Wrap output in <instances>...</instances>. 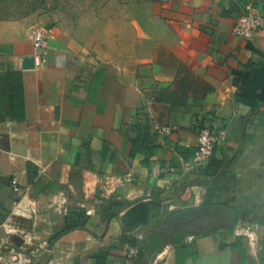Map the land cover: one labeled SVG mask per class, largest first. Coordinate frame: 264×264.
<instances>
[{"label":"crops","instance_id":"crops-1","mask_svg":"<svg viewBox=\"0 0 264 264\" xmlns=\"http://www.w3.org/2000/svg\"><path fill=\"white\" fill-rule=\"evenodd\" d=\"M247 5L264 14V0H159L74 31L0 21V264H264V32H232ZM35 28L44 62L22 70ZM180 68L200 106L152 102ZM203 127L226 138L184 170ZM210 206L234 211L231 232L165 226Z\"/></svg>","mask_w":264,"mask_h":264},{"label":"rangeland","instance_id":"rangeland-1","mask_svg":"<svg viewBox=\"0 0 264 264\" xmlns=\"http://www.w3.org/2000/svg\"><path fill=\"white\" fill-rule=\"evenodd\" d=\"M155 1L159 0H0V13H5L2 14L5 17L20 20L24 17H17L15 7L28 5L34 7V10L27 16L50 18L64 30L74 31L86 25H99L111 21L127 6ZM180 230L188 232L186 226L176 229Z\"/></svg>","mask_w":264,"mask_h":264},{"label":"built area","instance_id":"built-area-1","mask_svg":"<svg viewBox=\"0 0 264 264\" xmlns=\"http://www.w3.org/2000/svg\"><path fill=\"white\" fill-rule=\"evenodd\" d=\"M232 32L243 41L253 40L257 32H264V14L252 11L248 5L245 6L244 10L236 16ZM44 33L42 29L38 28H35L31 32L30 44L32 53L30 57L32 58L33 68L40 67L44 62ZM155 129L162 136H168L173 131V128L164 126L156 127ZM225 138L226 130L223 127L214 130L208 127L199 129L195 138L194 151L188 163L183 165V169L197 170L205 167L215 146L224 141ZM9 188L17 198L19 189L15 178L10 179ZM15 205L17 207L18 203L15 202Z\"/></svg>","mask_w":264,"mask_h":264},{"label":"trees","instance_id":"trees-1","mask_svg":"<svg viewBox=\"0 0 264 264\" xmlns=\"http://www.w3.org/2000/svg\"><path fill=\"white\" fill-rule=\"evenodd\" d=\"M28 8L30 9L28 10ZM33 10L34 7L24 5L22 7H15L14 12L17 14V17H25ZM2 14L5 13H0V21H16L18 19L5 17V15ZM177 76L178 77L171 87L166 89L152 90L149 94H147L148 98L154 103L169 104L173 109H178L184 106L186 98L190 93L192 94V104L195 106H200L201 98L203 97L206 90H204V88L198 83L196 79H194L193 76L183 73L181 68L177 70ZM215 174L216 171L214 175ZM111 217L112 215H106V222ZM225 231L231 232V229L225 228Z\"/></svg>","mask_w":264,"mask_h":264},{"label":"water","instance_id":"water-1","mask_svg":"<svg viewBox=\"0 0 264 264\" xmlns=\"http://www.w3.org/2000/svg\"><path fill=\"white\" fill-rule=\"evenodd\" d=\"M20 68L22 70L33 69L32 58L30 56L23 57L20 61ZM184 218H186L185 221ZM206 218H209V221L208 226L203 230L204 232L220 228L232 229L236 215L234 211L221 206L201 207L176 214L168 220L165 226L171 225L173 222L184 224V222L202 221Z\"/></svg>","mask_w":264,"mask_h":264}]
</instances>
